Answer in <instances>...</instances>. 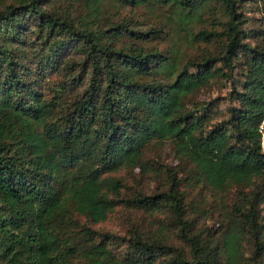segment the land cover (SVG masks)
Instances as JSON below:
<instances>
[{"label": "trees", "instance_id": "trees-1", "mask_svg": "<svg viewBox=\"0 0 264 264\" xmlns=\"http://www.w3.org/2000/svg\"><path fill=\"white\" fill-rule=\"evenodd\" d=\"M109 4L168 9L198 50ZM263 118L264 0H3L0 264H264Z\"/></svg>", "mask_w": 264, "mask_h": 264}, {"label": "rangeland", "instance_id": "rangeland-1", "mask_svg": "<svg viewBox=\"0 0 264 264\" xmlns=\"http://www.w3.org/2000/svg\"><path fill=\"white\" fill-rule=\"evenodd\" d=\"M3 0H0L2 2ZM108 7L112 13H118L122 16H128L132 19L133 22L142 25L143 27H148L150 25L163 26L165 28V32L162 33L161 36L154 38L151 41V44L161 47V48H170L172 46L179 47L180 50H183V54L192 56L196 53L199 47L196 46V43L192 42L191 39L184 34V32L178 33L177 30L173 27L174 19L170 16L169 10L165 8H154L148 9L145 7H138L135 9H131L128 6H116L113 4H109ZM257 15L258 12H251V15ZM251 24L253 26H257L258 21L252 20ZM204 43V42H203ZM187 58V57H185ZM184 58V60H185ZM230 87V82L226 80H219L216 82L212 89L207 93L208 97H214L217 95H223L227 93ZM224 100V99H222ZM228 102L227 100L219 103L220 110L217 112L216 116L220 117L225 113L226 106ZM150 158L156 157L163 163H173L177 162L174 158L173 153L170 151L168 147H163L161 149L151 150L148 154ZM117 174H123L129 178H133V173L123 168L121 171L117 172ZM148 180L152 182L151 185L156 186V183L149 179L147 176L142 180L143 186L147 187L149 185ZM211 195V196H210ZM220 194H208L206 201V212H208V222L213 224L217 218V206H222ZM226 201V198L224 197ZM99 226H103L111 229H120L121 228V218L116 215H111L108 220L105 222H101L97 224Z\"/></svg>", "mask_w": 264, "mask_h": 264}, {"label": "built area", "instance_id": "built-area-1", "mask_svg": "<svg viewBox=\"0 0 264 264\" xmlns=\"http://www.w3.org/2000/svg\"><path fill=\"white\" fill-rule=\"evenodd\" d=\"M259 130L261 131L262 134V146H263V150H264V118L262 119L260 125H259Z\"/></svg>", "mask_w": 264, "mask_h": 264}]
</instances>
